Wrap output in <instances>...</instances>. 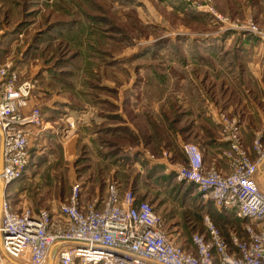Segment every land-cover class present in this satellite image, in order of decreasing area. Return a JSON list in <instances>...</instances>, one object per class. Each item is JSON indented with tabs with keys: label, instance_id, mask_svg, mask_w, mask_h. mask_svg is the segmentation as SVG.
<instances>
[{
	"label": "rangeland",
	"instance_id": "rangeland-1",
	"mask_svg": "<svg viewBox=\"0 0 264 264\" xmlns=\"http://www.w3.org/2000/svg\"><path fill=\"white\" fill-rule=\"evenodd\" d=\"M0 65L24 86V113H40L29 163L4 191L13 211L120 184L187 246L207 215L226 238L241 227L178 179L174 137L209 167L234 131L253 156L264 143V0H0Z\"/></svg>",
	"mask_w": 264,
	"mask_h": 264
},
{
	"label": "built area",
	"instance_id": "built-area-1",
	"mask_svg": "<svg viewBox=\"0 0 264 264\" xmlns=\"http://www.w3.org/2000/svg\"><path fill=\"white\" fill-rule=\"evenodd\" d=\"M17 80L16 72L0 65L4 191L29 163L32 138L26 127L40 121L38 108L24 113L29 101ZM226 140L223 169L209 167L198 145H183L186 165L178 179L235 213L241 227L229 229L228 238L207 215L204 231L192 234L187 246L163 228L153 203L133 190L114 184L107 196L87 201L77 185L70 200L53 209L16 212L3 199L0 264H48L54 249L53 264H264V143L257 138L253 156L237 131Z\"/></svg>",
	"mask_w": 264,
	"mask_h": 264
},
{
	"label": "crops",
	"instance_id": "crops-1",
	"mask_svg": "<svg viewBox=\"0 0 264 264\" xmlns=\"http://www.w3.org/2000/svg\"><path fill=\"white\" fill-rule=\"evenodd\" d=\"M173 137H174V136H173ZM174 138H177V141L179 140V142H180V144H181L180 146H181V148H182L183 145H184L185 143H184V141L181 140L180 135L178 134V135H177L176 137H174ZM218 142H220V144L223 145V142H222V141H218ZM218 142H217V143H218ZM213 144L216 145V143H213ZM216 146H217V145H216ZM219 146H220V145H219ZM209 148H211L210 145H209ZM221 148H223V146H221L220 149H221ZM218 149H219V147H218ZM222 151H223V150H222ZM203 152H204V151H203ZM221 153H222V152H219V153H218L219 155L217 154V156L221 157ZM204 157H205V156H204ZM217 159H218V158H217ZM218 163H219V166H218V167L223 169V165H224L223 160L220 159V160L218 161ZM0 188H3V187L0 186Z\"/></svg>",
	"mask_w": 264,
	"mask_h": 264
},
{
	"label": "water",
	"instance_id": "water-1",
	"mask_svg": "<svg viewBox=\"0 0 264 264\" xmlns=\"http://www.w3.org/2000/svg\"><path fill=\"white\" fill-rule=\"evenodd\" d=\"M0 133H1V136H2V140H3V135H2L1 129H0ZM2 144H3V141H2ZM2 149H3V145H2ZM2 168H3V158L1 156V159H0V174L2 173ZM3 199H4V189L0 190V213H1V206H2Z\"/></svg>",
	"mask_w": 264,
	"mask_h": 264
},
{
	"label": "bare ground",
	"instance_id": "bare-ground-1",
	"mask_svg": "<svg viewBox=\"0 0 264 264\" xmlns=\"http://www.w3.org/2000/svg\"><path fill=\"white\" fill-rule=\"evenodd\" d=\"M1 141H2V137H1ZM3 145V144H2ZM0 150H2V146H1V149ZM1 152V151H0ZM0 159H1V156H0ZM261 169L263 170V168L261 167ZM56 251V249H54L53 251H52V253H51V255H50V259H49V263L48 264H53V261H54V252ZM12 263L13 264H21V263H19V262H16V261H14V260H12Z\"/></svg>",
	"mask_w": 264,
	"mask_h": 264
}]
</instances>
